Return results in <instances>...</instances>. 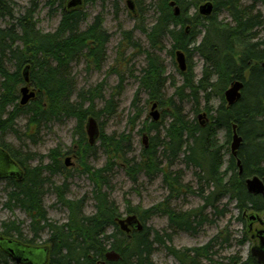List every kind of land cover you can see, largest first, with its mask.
Returning a JSON list of instances; mask_svg holds the SVG:
<instances>
[{"label":"trees","instance_id":"16d2710c","mask_svg":"<svg viewBox=\"0 0 264 264\" xmlns=\"http://www.w3.org/2000/svg\"><path fill=\"white\" fill-rule=\"evenodd\" d=\"M40 1L31 0L30 5L18 14L14 2L0 0V148L19 163L24 174L22 179L7 178L4 181L8 185L9 206L20 207L31 218L34 237L31 240L24 238V229L16 222L4 223L0 236L38 246L36 239L41 232L48 230L49 239L42 244L48 249L47 264H155L152 258L156 244L164 245L180 264H215L216 246L232 242L229 227L214 235L208 243L193 249L178 250L169 244L177 232L197 234L204 225L217 219L211 218L213 214L223 218L228 213V208L222 207L225 198L236 202L240 216L244 215L247 223L248 214L264 215V197L250 194L246 185V180L255 175L264 181V38H259L260 29H264V11L259 5L264 8V0H250V3L244 0H151L158 18L150 27L144 24L140 27L149 47L136 38L134 31L122 29L124 48L145 55L146 60L133 104L139 109L138 103L144 92L148 94L149 102L157 103V107L163 109L164 115L163 121L153 124L151 131L156 135L138 157L131 155L135 148L132 135L137 120L143 115L142 110H138L133 118L131 132L108 136L102 130L100 148H105L108 156L102 167L93 164L99 149L86 139L84 126L90 116L97 121L102 114L112 117L119 105L115 96L106 99L103 82L89 89H80L73 70L75 64L83 62L87 72H99L108 57L111 33L104 29L101 16H96L85 26L84 2L69 8V0H50L58 5L61 22L54 33L41 32L35 21ZM121 1L115 0L117 12L121 10ZM171 2H175V6ZM206 2L214 5L211 16H203L199 11L191 15L193 9L199 10ZM177 6L180 9L178 16L175 14ZM143 10L141 8L139 12L142 17ZM223 12L230 14L232 23L219 20ZM133 14L138 15L137 10ZM199 37L202 38L198 40ZM169 39L172 56H176L177 51L185 52L188 57L197 52L204 59L200 80L196 79L195 69L189 64L185 72L181 71L183 84H174L173 95L166 92L169 78L164 60L159 55ZM27 67L28 83L25 77ZM120 78L118 89L124 85L125 75ZM239 80L244 83L242 96L239 102L229 106L225 92ZM23 84L31 85L37 91L35 99L25 106L19 103ZM202 99L206 101L205 110L210 114L209 123H197L202 113L199 112ZM100 100L105 106L96 111ZM213 100L219 101L216 107H210ZM186 101L193 103L194 119L185 112ZM21 114H26L28 120V131L24 136L34 142L48 125L76 119L79 139L76 161L93 183L92 199L96 203L93 215L84 212L87 195L80 199L68 197L71 174L66 172L63 161L68 152L60 147L53 148L46 157L41 156L48 163L34 167L29 162L37 157L35 153L28 152L23 157L8 142L10 133L20 138L23 136L16 127V119ZM166 118L169 121L165 124ZM234 125L242 138L237 157L231 153ZM220 130L225 132L224 142L218 139ZM118 160L123 161L135 185L140 183L142 174L151 181L161 175L169 191L164 201L148 209L127 201V212L139 216L144 225L143 230L129 234L117 222L122 212L108 191L112 188ZM238 160L242 164V173ZM180 161L187 168L197 170L195 176L200 189L196 193L204 200L201 206L191 210L179 211L172 204L174 200L185 199L195 192L185 182L184 170L175 167ZM60 173L67 177L58 185L53 176ZM50 189L69 211L68 221L63 224L51 221L43 203ZM159 214L168 218L171 233L148 227V220ZM111 228L113 231L110 232ZM109 252L120 257L108 261ZM10 260L17 264L0 246V262L9 264ZM229 261V264H257L251 255L243 261L237 254L229 257Z\"/></svg>","mask_w":264,"mask_h":264},{"label":"rangeland","instance_id":"374dc122","mask_svg":"<svg viewBox=\"0 0 264 264\" xmlns=\"http://www.w3.org/2000/svg\"><path fill=\"white\" fill-rule=\"evenodd\" d=\"M10 1L15 3L16 12H18V14H21L31 3V0ZM127 1L128 0L121 1V10L117 12V8H115V0H83V9L86 10L87 13L85 26L86 24L93 22L96 16H101L104 19V29L111 33V41L108 43L107 47L108 57L106 63L99 72H87L86 65L83 62L75 64L73 72L80 89H89L90 87H95L99 85L100 82H103L105 84L104 95L106 99L115 96L117 100L119 108L116 114L112 115V117L102 114L101 117H99L97 122L98 127H100V134L102 130H104L105 134L108 136L131 132L133 130V118L138 113V110H142L143 115L137 120L135 125L136 129L132 135L134 136L135 148L131 155L133 157H138L145 146L151 142V138L156 135L154 131H151V128L155 123V113L160 116L159 120H162L164 111L160 106L154 108V105L148 100V94L144 92L141 94L138 103L140 105L139 109L133 104L140 86L139 77L142 74V69L146 64V60L145 55H138L136 51H127L124 48V44L122 43L124 41L122 29L134 31L136 38L139 39L145 47H149L148 39H146V36L140 27L143 24L145 27H150L156 22L158 17L155 7L150 4L151 0H147L145 4H141L144 0H133L135 1L138 15L141 8L144 9L143 17L141 14L139 16L134 15L130 7L127 6ZM249 1L250 0H244L246 3H250ZM148 5L149 7L147 8L146 6ZM57 6L56 3L51 2L50 0L40 1L35 15V21L41 32L54 33L59 26L61 22V11L58 10ZM259 8L262 12L264 11L262 5H259ZM197 11L199 10L193 9L191 15ZM219 20L225 24L232 23V18L227 12L220 13ZM201 38L202 37H199L198 40ZM259 38H264L263 28L259 31ZM171 50V41L169 39V41L166 42L163 51L159 52L161 59L164 60L166 75L169 78V84L166 88V92H168L169 95L175 93V83L177 85H182L184 82L181 70L179 69L178 60L176 59V56L171 55ZM186 58L187 66L192 64L195 69L196 79L200 80L203 72L202 68L204 65V59L197 52L193 53L190 57L186 54ZM122 74L125 75L123 82L124 85L121 89H118L117 87L120 84V76ZM22 86H24V84L20 86L21 89ZM28 86L31 88V91L35 90L31 85ZM19 98L20 103L22 99L21 90L19 92ZM201 101L202 105L199 112H202L204 116L198 119L197 123H209L210 114L205 110V107L207 106L206 101H204V99ZM218 103V100H213L210 103V107H216ZM96 106V111L101 110V108L105 106L103 100L98 101ZM184 108L186 114L191 119H194L195 113L193 112V103L186 101L184 103ZM211 114L213 115L215 112ZM16 120V127L23 135L21 136L22 139L14 133H10L7 139L8 142L13 145L14 149H17L22 153L23 157L27 155L28 152L37 155L35 159L29 162L31 166L37 167L43 162L45 164L48 163L47 159H41V156L46 157L53 148L60 147L69 153V155H66L63 159L65 164L67 158L71 157L72 161L71 167H67L66 165V172L71 174V177L69 178L71 185L69 191L70 194L68 197L70 199H80L87 195L88 199L84 212L88 215H93L96 210V203L92 199L93 183L89 180L88 176L81 171V166L78 164V161H76L75 154L78 153L76 148L79 146L78 134L75 128L77 125L76 119L69 118L68 120L48 125L46 128L42 129L39 136L37 135V142L31 141L24 136L28 131L26 127L28 122L27 115L21 114ZM168 121L169 118H166L165 124L168 123ZM86 124L84 126L85 134L86 139L89 141ZM162 130H164V128H162ZM162 135H164V131L162 132ZM218 139L220 142H224L225 132L220 130L218 133ZM95 145L99 149V152L94 159L93 164L97 167H102L107 163L108 156L105 153V148H100V139ZM175 167L177 170L179 168L184 170V180L187 184L192 186L195 192L191 193V195L185 199L180 198V200H174L172 203L174 208L181 211L191 210V208L201 206L204 203V200L198 193H196V191H199L200 189L198 179L195 176L197 170L193 167L187 168V166L181 161L178 162V165ZM114 170L112 188L108 191L110 192L112 200L117 203L120 212H122L121 219H126L130 216V213L127 212V201H131L133 206L140 205L142 208L148 209V207H152L159 204V202L164 201L169 194L168 189H166L163 184V178L161 175H158L154 181H151L142 174L140 175V183L135 185L128 176L123 161L118 160ZM66 177L67 175L60 173L53 176V181L58 185H61ZM7 191V182L0 180V231L4 230L2 227L4 223H20L24 229V238L31 240L34 237V233L30 227L31 218L28 217L26 212L20 207L12 208L9 206ZM43 203L51 221L59 224L68 221L69 211L63 206V204L58 202L57 195L54 194L51 189L46 193ZM224 206L228 208V213L223 218L217 217L213 214L211 218L217 219L212 223L204 225L197 234L192 235L186 231L177 232L173 235V240L169 245H173L178 250L193 249V247L203 246L208 243L214 235L225 229V227H229L232 242L230 245L223 246L218 244L216 246L213 255L215 264H229V257L236 256L237 254L243 261L247 260L248 256L251 255V249L255 246H260L261 242L259 240L256 241L254 238H257L256 236L259 230L264 229V224L261 225L260 222L257 221L252 224V230L249 232L247 228V218H245L244 215L240 216L239 210L236 207V202L229 198H225L222 203V207ZM260 217L263 218L264 215L261 214ZM147 225L158 232L165 233V231H167L171 233V230H169V221L165 215L159 214L153 216L148 220ZM111 231H113L112 228L110 229V232ZM134 231L135 230L132 229L129 233ZM48 239L49 231L44 230L41 232L38 239H36L35 244L42 246V244H45ZM152 259L155 264H180L179 260L173 254L169 253L167 248L162 244H156ZM107 260L110 261L108 257ZM0 264L4 263L0 262ZM9 264L16 263L10 260Z\"/></svg>","mask_w":264,"mask_h":264},{"label":"water","instance_id":"95a60500","mask_svg":"<svg viewBox=\"0 0 264 264\" xmlns=\"http://www.w3.org/2000/svg\"><path fill=\"white\" fill-rule=\"evenodd\" d=\"M83 0H71L68 3L69 8H74L76 5H80ZM171 5L175 6V2H171ZM127 6L130 7L133 13L136 12L135 1L128 0ZM214 10V5L211 2H206L199 8V13L205 16H211ZM175 14L178 16L180 14L179 7H175ZM176 59L179 63V69L182 72L187 70V58L185 52L177 51ZM264 65V64H263ZM28 70L29 67L25 70L26 82L28 83ZM244 89V83L239 80L233 82L228 90L225 92V100H227L229 106L234 105L240 101L242 96V90ZM22 99L20 104L22 106L30 103L31 100L35 99L36 89L31 91V88L26 84L21 89ZM157 107V103L154 104V108ZM204 115L199 114V119ZM160 116L155 113V121H159ZM87 134L89 138L90 145H95L99 141L100 137V127H98V122L95 117L90 116L87 120L86 124ZM233 139L231 146V153L234 156H238V150L242 144V138L239 136L237 132V125L233 126ZM240 167V173H242L243 168L240 160L237 162ZM67 167H71L72 161L71 157L66 159ZM24 176L23 170L20 167L19 163H16L9 153L0 148V180H5L7 178L13 179H22ZM246 185L248 192L252 195H262L264 197V181L258 176L248 178L246 180ZM249 223L248 228L252 230V224L257 221L260 222L261 225L264 224V219L261 218L258 214H249ZM117 222L120 224L121 229L125 233H129L132 229L135 231H141L144 228L143 223L139 220L136 215H130L126 219L117 218ZM258 237L261 239L260 246H255L251 250V256L257 260V264H264V229L259 230L257 233ZM0 246L6 250V252L12 257L13 260L17 262V264H47L48 259V249L44 246H29L23 244L22 242H18L15 239H6L0 236ZM107 257L110 260H118L120 256L116 253H107Z\"/></svg>","mask_w":264,"mask_h":264},{"label":"flooded vegetation","instance_id":"af4514ba","mask_svg":"<svg viewBox=\"0 0 264 264\" xmlns=\"http://www.w3.org/2000/svg\"><path fill=\"white\" fill-rule=\"evenodd\" d=\"M256 237L257 238H254V239H256V241L259 240L261 242V239L258 237V235Z\"/></svg>","mask_w":264,"mask_h":264},{"label":"bare ground","instance_id":"6f19581e","mask_svg":"<svg viewBox=\"0 0 264 264\" xmlns=\"http://www.w3.org/2000/svg\"><path fill=\"white\" fill-rule=\"evenodd\" d=\"M232 143V142H231Z\"/></svg>","mask_w":264,"mask_h":264}]
</instances>
